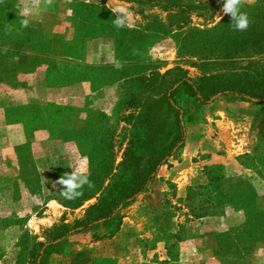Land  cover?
<instances>
[{"label": "rangeland", "instance_id": "obj_1", "mask_svg": "<svg viewBox=\"0 0 264 264\" xmlns=\"http://www.w3.org/2000/svg\"><path fill=\"white\" fill-rule=\"evenodd\" d=\"M117 6L129 13L120 29L111 11ZM227 17L222 10L208 19L192 16L174 30L158 8L123 0H0V264H28L33 246L53 226L73 221L95 202L66 208L61 186L53 185L74 167L88 171L86 156L102 115L116 127L113 166L121 161L125 117L132 112L123 103L132 89L127 80L173 67L199 79L246 66L247 53L231 61L214 34L201 33ZM25 18L29 26L23 28ZM250 59L264 61V54ZM115 60L124 63L122 70L113 67ZM218 99L219 108L210 103L185 116L186 132L206 126L199 147L189 134L197 149L190 161L204 181L187 187L204 185L205 169L221 166L226 177L214 186L217 197L205 200L202 191L203 201L189 209L187 187L176 197L167 183V191L142 197L129 227L102 238V231L75 234L48 264H264V104ZM213 156H223V163ZM163 209L174 223L162 221ZM189 221L198 222L192 230Z\"/></svg>", "mask_w": 264, "mask_h": 264}, {"label": "trees", "instance_id": "obj_2", "mask_svg": "<svg viewBox=\"0 0 264 264\" xmlns=\"http://www.w3.org/2000/svg\"><path fill=\"white\" fill-rule=\"evenodd\" d=\"M143 8H158L166 13L168 26L180 30L190 17L212 18L222 9L223 0L193 2L189 0H123ZM242 11L248 14L250 24L245 31H235L228 15L211 30L201 33L215 35L217 42L235 60L237 52L248 54V62L242 68L225 70L199 79L187 77L178 67L158 73L135 76L131 91L123 97L124 104L132 112L128 114L125 141L121 161L113 166V138L116 130L110 118L101 116L102 124L92 132L94 141L87 154V168L92 186L83 187L82 195L66 199L63 206L75 209L92 198L95 202L69 223H60L46 233L43 242L33 246L28 264H48L51 255L62 253L66 240L78 233L92 231L99 238L112 236L119 228L120 211L130 205L140 194L156 195L149 190L158 169L181 150L185 139V116L191 108L210 104L218 98L239 102L264 104V61L250 57L264 54V0L244 4ZM125 81V80H124ZM125 83V82H124ZM262 121V120H261ZM264 124H261V128ZM221 166L205 169L206 183L186 188L185 202L192 209L202 191L205 200H211L218 192L214 186L225 179ZM225 184V181L222 182ZM205 212L194 214L195 218Z\"/></svg>", "mask_w": 264, "mask_h": 264}, {"label": "crops", "instance_id": "obj_3", "mask_svg": "<svg viewBox=\"0 0 264 264\" xmlns=\"http://www.w3.org/2000/svg\"><path fill=\"white\" fill-rule=\"evenodd\" d=\"M221 100L224 101L225 99L221 98ZM218 101H220V100L218 99V100L213 101L212 105H214V106L216 105V107L219 108V106H221V104ZM239 103H243V102H239ZM214 113L222 114V112L220 110H214ZM205 127H206L205 125H200V126L192 128L191 130L188 129V131L186 132V137L184 139L183 148H182L181 152L179 153L178 157L176 159H169L166 164L162 165L158 169L154 179L152 180V182L150 184V187H149L150 191H152L153 193H156V194L163 193V192L168 190L167 183H172L174 185V190H176V197H183L185 187H187L188 185H192V184L202 183L204 181V176L202 174L198 173L197 168H194V167H197L196 165H198V163H191V161H190L191 156H193L197 150L196 147L191 148L192 146H190V145H191L192 141H191L190 136L192 134L194 136H196L195 137V143H196V146L199 147L201 145V143H205L204 136L203 137L200 136V134L203 132V129H205ZM189 134H191V135H189ZM224 152H227V151H224ZM213 157H211L210 160H212V158L213 159L216 158V162L214 161V163H218V162L223 163V161H224L223 156H213ZM203 162L204 163H202V164L208 165V159L204 160ZM142 197H144V199H145V193L140 194L130 205L126 206L125 209L121 210V212H120L121 223L119 225L120 228H122L124 226L129 227L128 224H132L133 222H136V217L132 213H133V210L138 205L142 204V202H141ZM144 204H145V202H144ZM161 216H162V221L164 223H166V225L174 223L175 219H176V217L172 216V213L170 211L164 210V209H163ZM195 223H198V222L197 221H189L187 223L188 229L192 230L195 227ZM116 235H117V233H116ZM118 235L121 236V234H119V233H118ZM156 251H157V253L160 254V256H161L160 259H162L163 258V244H162V242H160V246L158 244V248L156 249ZM185 251H186L185 248L180 249V256L181 257L186 255ZM190 252H191V250L190 251L188 250L187 253H190ZM192 256H195L193 251H192ZM198 259H200V258H198Z\"/></svg>", "mask_w": 264, "mask_h": 264}, {"label": "clouds", "instance_id": "obj_4", "mask_svg": "<svg viewBox=\"0 0 264 264\" xmlns=\"http://www.w3.org/2000/svg\"><path fill=\"white\" fill-rule=\"evenodd\" d=\"M33 4H38L40 0H32ZM47 3H51V0H46ZM246 0H223L222 12L225 15H229L231 18V25L235 31H245L248 29L250 20L248 14L242 11V7ZM112 13L115 15L113 20V26L117 29L126 26V19L129 16L127 8L124 6H117L111 8ZM23 15L28 16L29 10L26 8ZM29 26V19L25 18L21 21V27L26 28ZM7 51V49H5ZM113 67L117 70H122L124 63L119 60H115ZM90 173L79 167L72 168L71 171L65 172L57 181L54 183V187L57 185L61 186V194L65 199H76L80 197L82 189L85 185L91 187V181L89 179Z\"/></svg>", "mask_w": 264, "mask_h": 264}]
</instances>
